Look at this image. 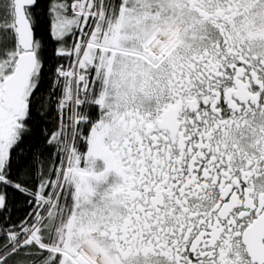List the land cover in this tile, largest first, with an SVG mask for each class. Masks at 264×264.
<instances>
[{
    "label": "snow or ice",
    "instance_id": "snow-or-ice-1",
    "mask_svg": "<svg viewBox=\"0 0 264 264\" xmlns=\"http://www.w3.org/2000/svg\"><path fill=\"white\" fill-rule=\"evenodd\" d=\"M0 264H264V0H0Z\"/></svg>",
    "mask_w": 264,
    "mask_h": 264
}]
</instances>
